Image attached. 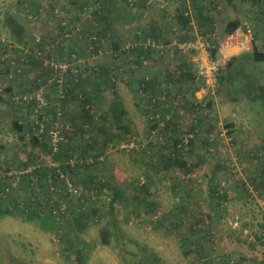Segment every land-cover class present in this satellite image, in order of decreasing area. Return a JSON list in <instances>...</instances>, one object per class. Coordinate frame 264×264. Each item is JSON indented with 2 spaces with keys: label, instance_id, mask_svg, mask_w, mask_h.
<instances>
[{
  "label": "rangeland",
  "instance_id": "374dc122",
  "mask_svg": "<svg viewBox=\"0 0 264 264\" xmlns=\"http://www.w3.org/2000/svg\"><path fill=\"white\" fill-rule=\"evenodd\" d=\"M20 1L0 0V171L35 166L36 177L14 179L3 201L15 215L0 206V264H264V62L251 59L253 48L264 52V3L146 0L148 14L144 0H45L26 21L23 48L9 32L12 16L30 11ZM200 5L207 20L199 21ZM165 10L155 29L163 54L143 65L139 26ZM179 13L192 24L181 25ZM232 20L249 29L245 49L235 39L221 47ZM200 32L221 42L215 59L231 61L214 90L196 79L194 54L173 44ZM184 70L192 82L177 81ZM141 80L155 81L160 104L147 115ZM184 137L189 146L176 150ZM55 170L65 178H53L51 190ZM32 198L33 207L47 204L27 219L21 209Z\"/></svg>",
  "mask_w": 264,
  "mask_h": 264
},
{
  "label": "trees",
  "instance_id": "16d2710c",
  "mask_svg": "<svg viewBox=\"0 0 264 264\" xmlns=\"http://www.w3.org/2000/svg\"><path fill=\"white\" fill-rule=\"evenodd\" d=\"M24 1V0H23ZM22 0L18 3L19 5H21L22 6V2H23ZM43 1H44V4H43ZM113 1H115V0H113ZM46 1L45 0H29V5H30V11L29 12H27V13H24V14H22L23 16H19V17H17L16 15H13L12 16V21L15 23V29L14 30H11L10 31V29H9V32L11 33L10 34V37L13 39L12 40V43H14V44H16V45H18V46H21V47H23V48H25V47H27V46H29V43L31 42L30 41V38H31V36L28 34L29 32H30V28H28L27 27V22H29V23H31V22H33V21H35V20H37L38 19V16L40 15V13L43 11V8L45 7V3ZM108 3V2H107ZM200 8H202V6L200 5ZM202 12H203V8L202 9H198V16L200 17V19H199V21L201 20V19H206L205 18V15L204 14H202ZM181 14V13H180ZM178 15V20L180 21V23H181V25H183L184 27H186L187 26V23L189 22V18H185V17H183L182 18V14L181 15ZM31 19H33V21L31 20ZM102 20L104 21V18H102ZM207 20V19H206ZM27 21V22H26ZM32 24V23H31ZM3 25H4V27H8L9 28V25H10V23L9 22H7V21H5L4 23H3ZM107 25V24H106ZM240 25H241V23H240V21H238V20H232V21H230V22H228L227 24H226V26L224 27V37H226V36H229V35H231V34H233L239 27H240ZM208 26H209V24H208ZM106 27V28H105ZM103 30H109V26H103ZM142 33L144 34V36H146V33L145 32H143L142 31ZM153 34V33H152ZM207 34H208V32H207ZM151 36V38H154L155 39V35L153 34V36L152 35H150ZM206 38V37H205ZM38 42H40V40H38ZM209 42V44H210V54H211V56L213 57V58H216V53H217V50L215 49V47H214V43L213 42H211V41H208ZM51 47L53 48L54 46L53 45H51ZM114 49L116 48V45H114V47H113ZM137 50H138V52H139V54L141 55V56H143V58H146V59H148V58H150V59H152L151 58V54L149 53V52H146V50L144 49V48H142V46L140 47V48H137ZM29 58H31L32 60L34 59L33 58V56H31V55H29L28 56ZM36 59V58H35ZM141 59V58H140ZM251 59H252V61L254 62V63H263L264 62V52H260V51H257L255 48H253V51H252V53H251ZM140 62H142V60L140 61ZM231 65V61H229L228 63H227V66H230ZM103 72H105V73H100L99 75L100 76H102V78H103V75L105 76V77H108V75H109V73H110V71H108L107 69L106 70H103ZM193 75L191 76V74H190V72L189 71H185V73H184V71L182 72V73H180L179 74V76H178V78H177V81L179 80V81H183V82H192L193 80ZM173 79H175V78H173ZM218 84L220 83L221 84V82H222V79H224V78H222V76L219 74V77H218ZM106 81L108 80V79H105ZM109 81V80H108ZM107 83H109L110 85H111V82L109 81V82H107ZM141 83H142V91L144 92V95H147L146 96V99L145 98H142V96H140V95H138L142 100H144L145 99V102L147 103V105L145 106V111H143L144 113H146V115L149 113V112H151V108L152 107H158L160 104L159 103H157V104H154L153 106H152V101H151V98L152 97H154L155 96V92H154V84H155V81H153L152 83L151 82H145L144 80H141V82H140V85H141ZM192 85V84H191ZM140 89V88H139ZM197 89V86L191 91V94L193 95V93H194V91ZM162 91V90H161ZM160 91V92H161ZM7 92H10V90L8 89L7 90ZM0 101H2V99L0 98ZM194 105L196 104V103H193ZM199 106H197V108H198ZM148 125H149V129L150 130H155V128H156V126L154 125V122L153 121H148ZM13 127H14V129L18 132V133H22L23 132V126L22 125H20L17 121H13ZM228 135H230V136H232L233 135V132H228ZM32 140H33V142H34V144L36 145L37 143H39V137H34L33 136V138H32ZM177 154V153H176ZM57 153L54 155V157L55 158H57ZM176 162V164L179 166V167H185V163L182 161V160H176L175 161ZM9 167L10 168H13V165H9ZM63 170V169H62ZM63 171H65V170H63ZM43 178H47V176H45V177H43ZM53 179V178H52ZM51 179V182H52V184H54L55 183V181H53ZM55 179V178H54ZM49 181V179L47 178V181H46V183L45 184H47V182ZM51 182H49V184H51ZM8 185V183H4L3 184V186H7ZM211 190L213 189L212 187L210 188ZM12 190V189H11ZM12 191H15V190H12ZM213 191V190H212ZM114 194H115V196L117 195V192H114ZM10 195H13V194H6L5 196H1L0 195V206H2V207H4L3 209H2V211H4V214H6V215H10V216H12V215H15V213H13V212H11V211H9L6 207H5V202L3 201V200H5V198H7L8 196H10ZM210 196H211V198H213V195H212V193H210ZM117 197V196H116ZM32 200H34L35 202L37 201V200H35V198H32ZM40 203H42V202H44V204H43V210L45 211V207H46V204H47V200H38ZM32 203V202H31ZM30 203V204H31ZM29 204V205H30ZM31 208H27L26 207V210L24 211V210H22L21 209V212L23 213H21V215H25V217L27 218V219H31V217H28V213H32V214H39V215H41V212L43 211L40 207H33V204H31V206H30ZM55 209H57V208H55ZM52 211H53V209L52 208H50L47 212H48V214H52ZM54 213H56V212H54ZM58 215V214H57ZM82 216L81 215H79V216H76L75 217V219H74V221H78V219H80ZM53 218H55V217H53ZM43 223V222H42ZM41 223V225H42V227H44V224H42ZM76 224H78V223H76ZM262 227L264 228V224L262 225ZM256 240H260V238L259 237H255V241ZM260 244H263L264 242H260V241H258ZM187 253H189L188 251H185L184 252V255H187ZM73 257L75 258V260H76V262L78 261L79 263H84L85 262V258H82L81 256H82V254H81V251H75L73 254ZM68 259H69V256H68ZM77 262V263H78Z\"/></svg>",
  "mask_w": 264,
  "mask_h": 264
},
{
  "label": "built area",
  "instance_id": "2783aa9c",
  "mask_svg": "<svg viewBox=\"0 0 264 264\" xmlns=\"http://www.w3.org/2000/svg\"><path fill=\"white\" fill-rule=\"evenodd\" d=\"M249 33V31H247ZM233 39H235V36L229 35L225 37V40H223V43L221 44V47L228 46L233 44ZM175 44V47L181 54H190L193 53L196 57L194 59V65H195V76L196 79H199L203 86L209 88V89H215L218 84V77L219 74L223 68V66L227 65L224 58L222 60H217L213 58L210 54V44L208 40L204 36H199L195 40L181 42V43H173ZM142 48L145 50H149L151 53V57L157 58L163 54V47L156 44V42L150 38H146L141 43ZM137 47V44L134 43L133 45L127 46L128 48ZM221 49V48H220ZM4 56H2L3 59ZM75 55H72V58H74ZM142 64L146 65L147 59L143 58L141 56ZM23 63H27V60L25 59ZM54 67V71L59 70L60 73L64 74L67 72V68H63V66H52ZM20 70L18 69L17 72ZM163 98V97H162ZM175 100H179V97L177 96ZM152 106L156 104V99L151 98ZM154 108V107H152ZM158 116L157 114L155 115ZM161 125V124H158ZM189 146V139L187 137H184L181 140V143L176 146V150H184L187 149ZM183 147V148H181ZM172 157H174V153L172 154ZM54 166V165H53ZM51 166V167H53ZM36 168L35 166H28L24 170H17L16 168L12 169L10 168L8 171H0V195L5 196L6 194L12 192L13 188H16L17 183L14 182L15 178H18L20 176H24L29 180H33L36 177L35 174ZM49 182H51L52 178H58L60 180H63L64 174L60 172L59 170H55V174H48ZM4 183H8L7 186H3ZM70 187V185L68 184ZM49 187L51 190H53L52 182L49 184ZM12 189V190H11ZM70 191V189H69ZM31 204H35L34 200H31ZM44 204V202H42Z\"/></svg>",
  "mask_w": 264,
  "mask_h": 264
},
{
  "label": "crops",
  "instance_id": "0c3cea01",
  "mask_svg": "<svg viewBox=\"0 0 264 264\" xmlns=\"http://www.w3.org/2000/svg\"><path fill=\"white\" fill-rule=\"evenodd\" d=\"M127 1H129L130 2V0H127ZM247 1H249V0H247ZM250 1H252V0H250ZM101 2H109V0H101ZM258 2V1H257ZM256 2V3H257ZM259 2H262V4L264 3V1L263 0H259ZM144 6H145V10H146V12L145 13H147L148 12V14L150 13V12H155V11H152L151 10V6H149V7H147V5H148V3L146 2V0H144ZM258 4V3H257ZM143 5V4H142ZM258 5H260V4H258ZM146 15L147 17H149L150 15H151V21H149L148 22V20L146 19V25L144 26L143 24H140V26H139V28H141L142 30H144L143 32H145L146 33V38H150V39H152V40H154L155 41V39L154 38H151V36L150 35H152L153 36V34L156 36V34H158V32L155 30L156 29V27H158V30H160L161 28H163V26H160V25H158L157 26V24H159V19H162V17L164 16V15H166V10H165V12H163V11H161V12H157V16H158V18L157 17H154V16H152V14H150V15ZM180 14V13H179ZM182 14V15H181ZM180 15L182 16V18L183 17H185V18H187L185 15H184V13H181ZM202 14H204L205 15V13H203L202 12ZM175 15H177V13L175 14ZM174 15V17H176ZM103 18V17H102ZM101 18V19H102ZM177 19H178V16H177ZM190 20V19H189ZM260 20H262V18L260 17V19H259V23H261L262 21H260ZM104 21H106L105 23H104V25L103 26H109V29H111V25H110V22L112 21V20H108V22H107V20H106V18H104ZM164 21V20H163ZM164 23V22H163ZM163 23H161V24H163ZM169 23H171V22H169ZM107 24V25H106ZM188 24H192V22L191 21H189L188 23H187V25ZM103 26H102V29H103ZM106 28V27H105ZM176 29V28H175ZM174 29V30H175ZM244 29H245V27H244ZM247 31H249V29L247 28V30H243L242 28H241V25H240V27L233 33V34H231V35H233V36H235V41H237V43L235 44L237 47H242L243 49H245V47L247 46L246 45V42L248 41V36H247ZM153 33V34H152ZM195 34V36H193V37H191L190 39H179V40H173V42L174 41H176V42H178V43H181V42H186V41H191V40H195V39H197L199 36H202L201 35V32L200 33H194ZM212 38H213V32L212 33H208V35H206V39L208 40V41H211V42H213L212 41ZM224 36H223V38H222V41L221 42H223V40H224ZM238 41H245L244 43H239ZM156 42V41H155ZM221 42H218L217 44H214V47H215V49L217 50V53H216V55L218 54V51L220 50V48H219V46H220V43ZM222 44V43H221ZM146 52H149L150 53V51L149 50H146ZM151 54V53H150ZM189 55H193V53H190ZM194 57H195V55L192 57L193 58V64H192V66H194V68H195V63H194ZM195 71V70H194ZM184 72H185V70H184ZM195 73V72H194ZM194 77V76H193ZM196 77V76H195ZM219 80V79H218ZM176 97L177 96H173V100L174 99H176ZM153 98H155L156 99V97H153ZM172 103H173V101H171V102H166L165 103V105H168V104H171L172 105ZM157 104V103H156ZM174 157H175V154H174Z\"/></svg>",
  "mask_w": 264,
  "mask_h": 264
}]
</instances>
